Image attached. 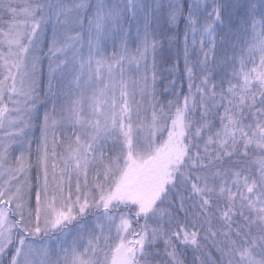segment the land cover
I'll use <instances>...</instances> for the list:
<instances>
[{
  "label": "snow or ice",
  "instance_id": "6c2138e0",
  "mask_svg": "<svg viewBox=\"0 0 264 264\" xmlns=\"http://www.w3.org/2000/svg\"><path fill=\"white\" fill-rule=\"evenodd\" d=\"M0 133V264H264V0H0Z\"/></svg>",
  "mask_w": 264,
  "mask_h": 264
},
{
  "label": "trees",
  "instance_id": "16d2710c",
  "mask_svg": "<svg viewBox=\"0 0 264 264\" xmlns=\"http://www.w3.org/2000/svg\"><path fill=\"white\" fill-rule=\"evenodd\" d=\"M151 2V0H150ZM138 24L140 28L143 27L144 24V19L143 15H139L138 18ZM133 31L131 32L135 36L136 32V27H137V21H134L132 24ZM131 27V29H132ZM150 30L155 34L157 39L163 42V49H158L157 52V63H158V69L160 74L163 77H168V71L167 69L170 67V65L174 62H176L177 56L179 54V63L181 68L183 67V57H182V50H183V32H184V24L183 21H181L178 29L172 30L169 28L166 20L161 17L159 20H153L151 25H150ZM143 30H141L142 32ZM175 31V34L177 35V39L173 41L171 46L169 45L168 37L173 34ZM133 36V37H134ZM131 48L135 49V46L131 42L130 44ZM161 55L164 57V60L161 61L160 57ZM163 83H167V80L165 79ZM163 83L161 84V88L163 87ZM185 91H186V86H185ZM43 111V108H41V112ZM184 252V256L182 259L185 260V264H192L193 260L195 259L196 256L200 255L199 253H194L191 248L188 249H182ZM205 251H211L210 249H205ZM213 257H215V252H212ZM201 259L203 257L201 256ZM197 264H199V261H197Z\"/></svg>",
  "mask_w": 264,
  "mask_h": 264
},
{
  "label": "rangeland",
  "instance_id": "374dc122",
  "mask_svg": "<svg viewBox=\"0 0 264 264\" xmlns=\"http://www.w3.org/2000/svg\"><path fill=\"white\" fill-rule=\"evenodd\" d=\"M145 3L147 4V3H150V0H145ZM134 22V21H133ZM133 24V23H132ZM133 28L134 27H132V31H133ZM141 30H143V27L141 28ZM134 36V34L130 31V44H131V42L133 43V45L136 47V45H137V43H138V40H137V36H136V32H135V36ZM112 45L111 44H109L108 45V50L109 51H111L112 50ZM36 135L38 136L39 135V133L37 132L36 133ZM0 136H2V133H0Z\"/></svg>",
  "mask_w": 264,
  "mask_h": 264
}]
</instances>
